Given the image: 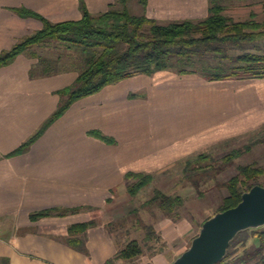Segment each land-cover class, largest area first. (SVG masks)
<instances>
[{
	"label": "crops",
	"instance_id": "0c3cea01",
	"mask_svg": "<svg viewBox=\"0 0 264 264\" xmlns=\"http://www.w3.org/2000/svg\"><path fill=\"white\" fill-rule=\"evenodd\" d=\"M118 1L86 4L99 15ZM21 7L54 23L82 19L79 0H0V54L42 28L39 20L23 19L10 10ZM208 10V0H148L141 15L160 21L197 20L206 18ZM36 63L21 55L0 69V222L13 223L10 235L0 237V258L9 257L11 264H104L117 252L106 227L108 212L129 200L126 174L156 172L158 164L264 125V79L209 82L198 75L160 72L132 77L76 102L28 153L5 158L56 111L57 92L78 77L67 73L32 79ZM93 131L115 144L91 137ZM81 206L94 209L30 220L41 210ZM91 220L98 226L88 232L90 258L50 237ZM24 228L34 233L21 236Z\"/></svg>",
	"mask_w": 264,
	"mask_h": 264
},
{
	"label": "trees",
	"instance_id": "16d2710c",
	"mask_svg": "<svg viewBox=\"0 0 264 264\" xmlns=\"http://www.w3.org/2000/svg\"><path fill=\"white\" fill-rule=\"evenodd\" d=\"M133 1L147 8L148 0H119L109 11L94 15L89 11L86 0H79L82 19L60 23H54L25 7L10 9L23 19L39 20L42 28L20 39L11 49L4 50L0 54V69L25 55L37 60L30 70L32 79L67 73H76L78 77L73 84L57 92L60 101L56 111L32 137L5 158L28 153L76 102L135 76L154 77L160 72H170L178 76L198 75L209 82L264 79V48L258 44L264 41V21L258 20L257 13L252 12L247 20L236 21L225 14L226 3L230 0H208L206 18L162 23L146 14H133L129 9ZM256 132L259 135L250 143L224 156V166H232L235 160L251 154L254 148L264 143V125ZM89 135L107 144H115L112 138L101 132L93 131ZM206 158L207 155L200 154L196 160ZM191 164L192 161H189L188 165ZM223 169L221 167L220 171ZM203 170L202 165L193 168L192 173H187V179L192 181L193 176ZM154 178L152 173L126 174L124 182L130 197H137L154 182ZM192 183L199 187L197 182ZM257 185L264 186V165L254 162L239 166L237 174L223 184L228 193L223 197L217 213L238 206L242 195ZM186 202L187 198L182 195H169L156 190L143 207L159 210L167 218L178 222L183 218ZM93 209L90 206L51 208L32 213L30 220L35 223L44 218L67 217ZM210 218L205 219L201 226ZM97 226L98 222L91 220L69 226L63 235L50 237L90 258L88 232ZM145 228L146 240L156 236L152 225ZM107 229L113 235L114 223H110ZM248 231L241 232L232 241L227 256L218 264H264V227L250 229L256 244L248 247L245 240L238 246V238ZM30 233H34V229L20 230L21 236ZM143 253L141 242L133 240L119 248L104 264L134 262ZM0 264H11V261L3 257Z\"/></svg>",
	"mask_w": 264,
	"mask_h": 264
},
{
	"label": "rangeland",
	"instance_id": "374dc122",
	"mask_svg": "<svg viewBox=\"0 0 264 264\" xmlns=\"http://www.w3.org/2000/svg\"><path fill=\"white\" fill-rule=\"evenodd\" d=\"M226 8L225 14L236 21L249 19L252 12L258 14L259 21H264V0H230L226 3ZM129 9L135 15L142 13V7L137 1L131 2ZM169 21L174 20L160 22ZM258 44L264 48V41ZM257 130L241 137L217 142L172 163L158 164V171L152 173L155 178L151 185L143 189L137 197L132 198L128 195V201L116 204L115 209L108 212V219L109 223L115 225L112 236H114L117 250L133 240L141 242L144 248L143 255L136 261L129 263L120 261L118 264H173L187 251L194 238L199 235L202 222L217 213L223 197L228 193L223 184L237 174L238 167L254 162L264 165V143L254 148L251 154L235 160L232 166L223 164L224 156L250 143L259 135L255 134L258 133ZM200 154L207 155L206 159L201 160L202 162L196 160ZM189 161H192L191 165H188ZM201 165L204 170L193 176L192 180L198 183L199 187L196 188L192 181L187 179V173H192L193 168ZM221 167L224 168L223 171H220ZM156 190L187 198L183 218L180 221L174 222L159 210L143 207ZM151 225L160 239L154 236L151 240H146L145 227ZM12 226V222H0V237L9 236ZM245 240L248 247L256 244L250 230L238 238V246H241Z\"/></svg>",
	"mask_w": 264,
	"mask_h": 264
},
{
	"label": "water",
	"instance_id": "95a60500",
	"mask_svg": "<svg viewBox=\"0 0 264 264\" xmlns=\"http://www.w3.org/2000/svg\"><path fill=\"white\" fill-rule=\"evenodd\" d=\"M263 227L264 186L257 185L242 195L238 206L208 219L191 247L173 264H218L241 232Z\"/></svg>",
	"mask_w": 264,
	"mask_h": 264
}]
</instances>
